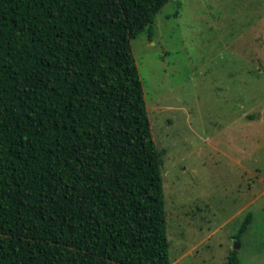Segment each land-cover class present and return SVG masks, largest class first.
I'll use <instances>...</instances> for the list:
<instances>
[{
    "label": "trees",
    "instance_id": "obj_1",
    "mask_svg": "<svg viewBox=\"0 0 264 264\" xmlns=\"http://www.w3.org/2000/svg\"><path fill=\"white\" fill-rule=\"evenodd\" d=\"M169 1L0 0V264H170L131 47Z\"/></svg>",
    "mask_w": 264,
    "mask_h": 264
},
{
    "label": "rangeland",
    "instance_id": "obj_2",
    "mask_svg": "<svg viewBox=\"0 0 264 264\" xmlns=\"http://www.w3.org/2000/svg\"><path fill=\"white\" fill-rule=\"evenodd\" d=\"M131 47L165 151L170 264H264V0H170Z\"/></svg>",
    "mask_w": 264,
    "mask_h": 264
},
{
    "label": "water",
    "instance_id": "obj_3",
    "mask_svg": "<svg viewBox=\"0 0 264 264\" xmlns=\"http://www.w3.org/2000/svg\"><path fill=\"white\" fill-rule=\"evenodd\" d=\"M235 248V247H234Z\"/></svg>",
    "mask_w": 264,
    "mask_h": 264
}]
</instances>
